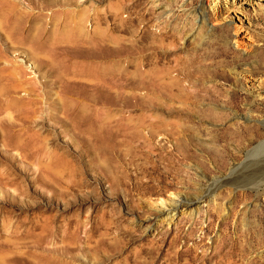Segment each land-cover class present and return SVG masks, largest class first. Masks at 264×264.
Instances as JSON below:
<instances>
[{
	"label": "rangeland",
	"instance_id": "obj_1",
	"mask_svg": "<svg viewBox=\"0 0 264 264\" xmlns=\"http://www.w3.org/2000/svg\"><path fill=\"white\" fill-rule=\"evenodd\" d=\"M214 1L0 0V264H264V0Z\"/></svg>",
	"mask_w": 264,
	"mask_h": 264
},
{
	"label": "bare ground",
	"instance_id": "obj_2",
	"mask_svg": "<svg viewBox=\"0 0 264 264\" xmlns=\"http://www.w3.org/2000/svg\"><path fill=\"white\" fill-rule=\"evenodd\" d=\"M217 2V0H215ZM211 2V12H212V17H213V25L214 23L216 22H222L224 19H223V16H224V12H223V8L221 7V5H219V3H216V2ZM219 2V1H218ZM241 0H233V3L234 4H238L240 3ZM205 9V8H204ZM202 14V13H201ZM203 16V15H202ZM202 18V17H201ZM225 18V17H224ZM204 19H206L204 17ZM202 20V19H201ZM204 21V20H203ZM212 21V20H211ZM210 24V23H209ZM240 30V29H238ZM235 43H236V48L237 49H242V50H248L250 48V43L247 42L242 36H241V33L239 31H236V34H235ZM247 70V69H246ZM250 119H251V116H249ZM225 185V184H224ZM223 187V185H220L218 188L215 189V193L219 195L220 193V189ZM216 196V195H215ZM214 196V197H215ZM176 201H179V200H176ZM175 205V204H174ZM178 207V206H177ZM167 209V208H166ZM226 209V208H225ZM229 212V211H228ZM173 216V215H172Z\"/></svg>",
	"mask_w": 264,
	"mask_h": 264
}]
</instances>
